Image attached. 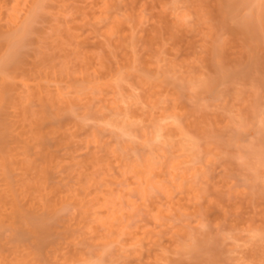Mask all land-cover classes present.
<instances>
[{
  "label": "rangeland",
  "instance_id": "374dc122",
  "mask_svg": "<svg viewBox=\"0 0 264 264\" xmlns=\"http://www.w3.org/2000/svg\"><path fill=\"white\" fill-rule=\"evenodd\" d=\"M251 1H42L12 81L25 95L44 56L42 82L71 110L29 96L28 114L50 113L39 132L6 115L27 120L15 151L44 138L26 149L44 159L50 205L23 200L50 222L39 264H264V0ZM0 6L22 21L33 0ZM29 237L21 247L38 249ZM1 251L19 253L6 240Z\"/></svg>",
  "mask_w": 264,
  "mask_h": 264
},
{
  "label": "bare ground",
  "instance_id": "6f19581e",
  "mask_svg": "<svg viewBox=\"0 0 264 264\" xmlns=\"http://www.w3.org/2000/svg\"><path fill=\"white\" fill-rule=\"evenodd\" d=\"M42 1L43 0H33V6L30 7L29 13H27V15L24 17V19H22V21H18L19 20V18H18L19 14L17 15V13H16L17 9L15 7L12 9V11L7 9L9 12L6 11L7 13H5V12H3L4 10H2V6H0V183H1L0 184V264H39L41 258L39 259V257H38V255H40L38 253V251H40V246L42 245V243L44 241L41 238L40 234H41V232L43 230H45L48 227V225H50V222L48 224L47 219L45 218V216L41 218L40 215L38 216L36 214V213H38V210L36 208H35V211L37 210V212H35L33 210L32 214H28L25 211V209H23V206H24L23 205L24 204L23 200H24L25 197H31V200H32V198H35L37 200H43L44 197H46V196L49 197V195H46V190H47L48 187L50 188L51 186L47 187L46 186L47 184L46 185L44 184V182L47 181L46 180L47 177L46 178L44 177L47 172H46V170L43 171L44 169L40 170L41 168L38 170L39 167L37 166V164L38 165L42 164L43 163L42 161L44 159L41 157L42 158V160H41L42 163L38 160V162H40V164L39 163L36 164L37 161L33 160V158L36 155L34 154L35 156L33 157L32 156L33 154H32L31 155L32 158H31V156L28 157V155L31 154V153H29V154L27 153V149L28 148H30L31 151L33 150V152L35 150V148L31 149V147L28 146L30 144V141H32V140L34 142L35 141H37V142L41 141V142H39L37 144L41 143L40 146H42L44 144L42 142L44 140V138L43 139L41 138V140H40V137L36 136L37 133H35V132H34L35 135H33L34 138H29V137L27 138L28 134L27 135H24V134L27 133L28 129H26L27 131L24 130V128L22 130V127H20L21 126V124H20L19 125V128H21L20 131H22L21 133H23V131H25L23 135H24V137L26 136V138H24V137L21 138L20 143L22 142L23 143L22 145L24 147L23 148H21L20 146L19 147L22 150L24 149V151H26V152L23 151V154H22L21 150H19L20 153L17 152L18 150L15 151V149H16L15 143H14L16 141V136L15 135H16V133H18V132L15 133V131H17V129H18V127H16V124H17V122H19V123H22L23 121L26 122L27 120L25 121V120H21L20 119L21 120L20 121L18 119L19 121L17 120L16 124H14L15 121H16L15 119H17L19 116L17 114H15L14 111H11L13 109V107H14L16 109H19V112L22 113V116L24 115L25 117H27V114L29 113L28 112V110H29L28 109V105L29 106L31 105V104H28L29 101L27 99L32 100V98H34V97L29 98V96L30 97L31 96H36L37 99H39V102L42 104V107H44V105H46V104H50V107L53 106V108H54V105H56L58 107L60 106V104L58 103L59 101L60 102L62 101L60 99H64L65 100L67 98L66 95L62 94V92L60 94H62L63 96L62 95L59 96L56 93V91H58V90H55V93L57 94L56 95L57 97L54 96L55 97L54 99H53V95H52L54 93V91L52 90L53 91V93H51L52 97L50 96V93L47 92L46 84L48 83L47 82L48 80L45 81V82H47L46 84H45V82H42V78H43V81H44V77H46V75L44 77H43L42 74H41L42 76L40 75V73L44 74V72H43L44 69L47 66H49L47 64H46L47 65L46 67H44V65H41V63H42L41 61H43V63L45 62L44 59H42V58H44V56L41 58V60H39V62H41V63L39 64V62H37V64H36L37 66L40 65L41 68H42V66L44 67V68H42V71L40 70L41 68H39L40 66H38V68H37V66H35L36 67L35 70H37L36 72H38V74H36V75L32 74V76H35V77H33V78H31V76H30V78L26 77L23 81H21L23 78L20 79L21 82L19 83V85L21 84V85L26 86V87L29 84L28 83L29 80L30 81L31 80L34 81L32 85H28V86H30L31 90L30 91H26L25 95L21 94V91L23 92V90L25 88H22L23 90L20 88L21 90H19L20 92H18L17 91L18 89H16V87H14V85L16 86L15 81H12V78L17 77V75H19V73H20V71H18V70L22 67L21 66V64H22V62H21V60H22L21 59V56H22L21 55V50H22V48L25 49L24 46L26 45V40H27L26 37H28L27 34L29 32H31L32 29H33L31 27V24H32V21H33V17L36 15V11L41 7ZM231 2H232V5H233V8H231V10L234 12L235 9H236V11H237V8L240 7L238 5L241 4V3H239V0H231ZM251 2H253V0ZM242 3H243V0H242ZM257 7L259 8V6H257ZM2 19H4V22H6V24L5 23L2 24L3 23V22H1ZM252 22H253L252 21V17H250L248 15H247V17L243 18V20H242V23L244 25H247V26L248 25L252 26V24H253ZM4 26H5V28L7 27L6 30H5V28H3ZM45 58L47 59L49 57H45ZM50 63H53V62L51 61ZM54 66H55V68L57 67V65H54ZM61 68H62L61 70L59 68H57V70L54 69V70H52V71L50 70V71L52 72V74L60 76V73L63 74V71L65 70V69H63V68H65L64 66H62ZM49 69H51V64L49 66ZM35 70L32 71V72L36 73ZM11 71L15 72V73H16V71H18L19 73L15 75V74L10 73ZM66 72H68V71H66ZM66 72H64V73H66ZM24 73H26V72H24ZM21 74L23 75V73H21ZM46 74H50V72L48 73V71H46ZM24 75H28V74H24ZM50 75H48V76H50ZM65 75H67V74H65ZM63 76H64V74H63ZM53 78H54V76H53ZM14 80H16V79H14ZM11 82H14V84H12ZM18 82H17V84H18ZM19 85H17V86H19ZM203 88H205V87L203 86ZM59 91H60V89H59ZM55 93H54V95H55ZM63 97H65V98H63ZM37 99H35V100H37ZM66 101L69 102L68 99H66ZM66 101H65V103H66ZM53 103H54V105H53ZM67 104L68 103H66L65 106L61 105L62 106L61 108L59 107L61 109V110H59L60 114L65 113L62 110L65 109L64 111H66V107H67V111L66 112L71 110V109H68L69 106H67ZM39 106H40V104H38V107ZM9 107H12V109L8 110ZM47 107L48 106L46 105V108ZM50 107H48V108H50ZM58 107H57V109H58ZM31 109H34V108H31ZM36 109H38V108L36 107ZM51 109H49V111ZM57 109L54 108L53 110L56 111ZM44 110L40 109L39 112H36V110L34 109L35 112L30 110V112L32 111L33 113L28 114V117L30 119H28V118L27 119L29 121L31 120L30 123L35 124V127L38 126V125L40 127L42 126V128H40L38 126L39 129L38 130L35 129L36 132L37 131L39 132V131L43 130L44 124L42 125L41 123H43V121L46 119L45 117L48 116V115H46V112H48V110L47 111L45 110V112H44ZM8 111L13 112V115H11L12 113L10 114ZM55 111H54V113L56 114ZM7 113L12 116V117H10L11 119H14L13 116L17 115V116H15L16 117L14 119L15 121L13 120L14 122H12L11 119H9V120L7 119V116H8ZM57 114H58V111H57ZM60 114H59V116H60ZM24 116H23V119H24ZM57 117H58V115H57ZM57 119H59V118H57ZM54 120H56V119H53V121ZM46 123H48L51 127L53 126V124H50V122L46 121ZM51 123H53V122H51ZM30 125L28 124V126H30ZM26 126H27V124L25 125V127ZM32 129L34 130V127ZM52 129H53V127H52ZM18 131H19V129H18ZM43 133L41 135H43ZM18 136H20V135H18ZM22 136H20V137H22ZM30 136H32V135H30ZM44 136L45 135H43V137ZM13 143H14V145H13ZM31 143H32L31 144V146H32L34 143L33 142H31ZM18 144H19V142L18 143L16 142V146ZM27 146H28V148L26 149ZM35 147H36V145H35ZM38 147H39V145H38ZM38 147H37V149L35 151L38 150ZM42 150H44V149H41V152L39 150V152L42 153ZM28 151H29V149H28ZM39 152L38 153L35 152V153H37V156H38V154L40 155ZM24 153L26 155H24ZM259 154H260V152H259ZM20 155H21V157L19 158ZM44 155H45V152H44ZM36 159H39V158L37 157ZM46 159H45V161H46ZM259 159H261V158H259ZM43 167L45 168L44 164H43L42 168ZM16 169H19L20 171L18 172V170H16ZM15 170L17 172H15ZM32 170H34L36 172V175H35V173H34V175H31V171ZM38 171L39 172H41V171L45 172V173H42V174H44L43 177L45 178V181L44 180L42 181L43 178L39 176V172ZM27 172H28V175H31V176H27L26 175ZM29 172H30V174H29ZM13 173H14V177H15V174L18 177L17 178L16 177L15 178L11 177V176H13ZM11 178H12V180H11ZM13 178L16 179V180H13ZM48 191H50V190H48ZM50 193L51 192H49V194ZM50 197H52V194H51ZM46 198H44V199H46ZM47 201H48V205H50L49 204L50 200L48 199ZM47 201L43 200V202L42 201L41 202L38 201V202H39V204H41L42 207L46 208V207H48V205H46ZM35 204H37L36 201L34 203L33 200H32V205H35ZM36 206L38 207V205H36ZM31 208H32V206H31ZM42 210L43 209H41V211ZM39 213H41V212H39ZM51 218H53V217H51ZM5 228L10 230V232H11L8 238H5L3 236V232H4ZM47 229H49V227ZM29 236L35 237L34 240L37 239V244L36 245H37L38 249H36L34 247V249H36V250H34L33 248L30 249V250H27L29 246L32 247V245H33L32 243H31V245L28 243V241L31 240V238ZM27 238H30V239L27 241ZM25 239H26L25 243L29 244L27 249H24L25 248L24 246L21 247V243H23V241ZM5 240L7 242H10L11 244H13L15 246L17 251H19L18 256H14L13 258L8 259L7 256L3 255L2 251H1V248H2V245L4 244ZM48 245H51L50 242H48ZM53 245H52V247H53ZM33 246H35V245H33ZM31 247H29V248H31ZM45 248H46V246H45ZM45 248H44L43 251H45ZM53 253H55V256H56L57 255L56 253H58V252H56V251L54 252L53 251ZM46 254H48V253H46ZM51 256H53V255H51ZM55 256H54V258H56ZM51 259H53V257ZM56 260H58V259H55L54 261H56ZM42 261L43 260L41 259V262ZM66 262H68V261H65V263ZM41 264H44V263H41Z\"/></svg>",
  "mask_w": 264,
  "mask_h": 264
}]
</instances>
